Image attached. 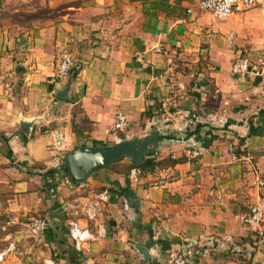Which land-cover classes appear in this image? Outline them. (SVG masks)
<instances>
[{"label":"crops","instance_id":"1","mask_svg":"<svg viewBox=\"0 0 264 264\" xmlns=\"http://www.w3.org/2000/svg\"><path fill=\"white\" fill-rule=\"evenodd\" d=\"M13 1L0 0V11L30 15L0 30V215L47 211L49 229L42 242L22 226L1 234L0 264L10 257L15 264H168V250L186 245L211 249L194 264H264V218L259 231L240 220L264 201L257 184L264 179V0L226 19L188 14L195 0H16L15 8ZM42 5L46 16L34 12ZM65 53L75 66L52 83ZM194 54L206 62L196 64L192 84L175 61ZM237 58H248L251 72L234 75ZM119 112L132 138L155 130L166 137L150 156L155 162L183 161L143 169L138 182L114 168L54 187L48 171L64 158L42 129L62 127L68 151L114 142L107 129ZM21 119L37 120L30 134ZM123 186L138 195V213L120 195ZM107 188L114 200L95 220L72 210ZM71 213L94 233L81 251L69 236ZM138 245L150 249L149 262Z\"/></svg>","mask_w":264,"mask_h":264},{"label":"built area","instance_id":"2","mask_svg":"<svg viewBox=\"0 0 264 264\" xmlns=\"http://www.w3.org/2000/svg\"><path fill=\"white\" fill-rule=\"evenodd\" d=\"M257 0H195L192 6L187 8L188 14L195 13H211L220 19L231 17L237 11L248 9L256 4ZM228 40L232 42L233 34H229ZM158 53L163 52L162 46L158 45L154 48ZM75 66L74 57L65 53L60 59L59 67L56 74L51 78L52 83H57L62 78L69 75ZM251 63L248 58H237L232 63V73L236 76H244L251 72ZM130 120L125 112H119L115 122L110 129H107V134H113V141L119 143L122 141L131 140L132 136L129 132ZM43 133L48 134L52 138L51 148L56 150L63 158L66 157L68 151V139L65 130L60 126L47 125L42 129ZM200 151L194 150L192 156L198 157ZM141 167H133L130 170L128 178L131 182H138L142 174ZM65 179V178H64ZM70 179V178H69ZM68 181L72 184L71 180ZM258 186H264V179L257 180ZM114 200V194L107 188L93 199H88L79 205H73L74 210L79 207L85 218L89 221L95 220L102 212L106 203ZM264 218V201H259L250 207V211L243 215L241 223L249 227L253 231H259L261 222ZM69 236L73 241L75 248L81 251L85 244L95 239L94 233L88 226H83L73 217V213L67 220ZM7 225L22 226L29 236L36 241L42 242L44 235L49 229V220L47 217L37 214L28 218L27 216H14ZM210 247L205 245H187L180 248H173L167 252L168 264H194L197 260L207 257L210 254ZM3 259V254H0V260Z\"/></svg>","mask_w":264,"mask_h":264},{"label":"water","instance_id":"3","mask_svg":"<svg viewBox=\"0 0 264 264\" xmlns=\"http://www.w3.org/2000/svg\"><path fill=\"white\" fill-rule=\"evenodd\" d=\"M58 94L66 97L67 90L63 89ZM36 121V119H21V128L27 134H30ZM165 138L164 135L155 130L144 136H136L131 140L122 141L107 147L79 145L66 153V161L70 170V180L73 185H80L100 169L108 168L126 158L133 163L134 167H141L145 164L146 158L153 155L162 145ZM123 197L128 206L138 213V195L128 192L124 193ZM137 249L143 256L144 261L149 262L151 259L150 249L143 245H138ZM81 264H88V261Z\"/></svg>","mask_w":264,"mask_h":264},{"label":"rangeland","instance_id":"4","mask_svg":"<svg viewBox=\"0 0 264 264\" xmlns=\"http://www.w3.org/2000/svg\"><path fill=\"white\" fill-rule=\"evenodd\" d=\"M21 1H18V3H20ZM16 0L13 1L11 3V6H13V8L16 7ZM15 6V7H14ZM3 4L2 2H0V8L3 9ZM11 8V7H10ZM13 8H11L10 10H13ZM0 11V30H3L4 31V28L3 27H8L10 25H16V23H28L27 21L29 20L28 16L30 15V13H25V11H19L18 14H15V13H10L9 9H5L6 11L2 10ZM22 10V8H21ZM37 14H41L42 16H46L47 13L49 14V11H48V8L45 6V5H42L40 6L36 11ZM206 13V12H205ZM195 14H199V13H195ZM5 20L7 21V23H3V21L5 22ZM9 20H17L16 22H14L13 24V21L11 23H8ZM176 59V58H175ZM203 61L206 62V58L205 59H201V56L199 55H196L194 54V56H191V55H182L180 56L179 58L176 59L175 61V66L177 65H181V67H178L180 68V72L185 75V79L184 81L187 83H192L194 84V81H192V79L194 78V72H196L197 69H195V66L196 64L198 65V67L200 66H203L201 65V62ZM194 63V70L192 68V71L190 70V64H193ZM176 68V67H175ZM194 80V79H193ZM106 143H108V145L112 146L114 144H116L115 142H112V141H107ZM100 145H103V144H100ZM123 161H125V163L121 162L115 166V168H120L121 170H124L127 168L128 164L131 162L129 159H124ZM40 169V168H39ZM103 170H106V169H103ZM46 189V190H45ZM43 189L44 191H48V188H45ZM3 189L0 187V193H2ZM1 207V206H0ZM39 213H42L44 214L45 216H47V211H41ZM37 213L36 212H29L28 215H26L28 218L32 217V216H35ZM10 216L9 215H0V235L3 234V233H8L9 231H13V230H18V226H13V225H7V227L3 228L4 225H6V222L9 220ZM48 218V216H47ZM28 240H30V238H28ZM27 240V242H29ZM4 242H8L7 240H5ZM30 244V243H29ZM34 245V243H32L30 246L28 245V247H26L25 251H24V256H29L27 254H30V251H32V249H30V247ZM16 261V260H15ZM15 261L13 259V257H10L9 258V261H6V262H3L2 264H15Z\"/></svg>","mask_w":264,"mask_h":264},{"label":"trees","instance_id":"5","mask_svg":"<svg viewBox=\"0 0 264 264\" xmlns=\"http://www.w3.org/2000/svg\"><path fill=\"white\" fill-rule=\"evenodd\" d=\"M75 114V113H74ZM80 145H88L86 142H84L83 144H80ZM8 146V145H7ZM79 146V145H78ZM89 146H94V147H107V146H110L108 145V143H103V145H99L98 143L96 142H93L92 145H89ZM77 147V146H76ZM8 154H11L10 153V149L8 150ZM181 161H183V158H165L159 162H155L154 158L148 156L146 158V162L143 166H141L142 169H149L151 167H155V166H165V165H175L177 163H180ZM117 164V163H116ZM116 164L108 167V168H105V169H114ZM134 167L133 163L130 162L127 166V168L125 169V171L128 173L130 172V170ZM104 169V168H103ZM49 173V176H51L52 178V181H53V186L55 187L59 182H61L64 178L66 177H69L70 178V170H69V166H68V163L66 161V157H64V162L60 165L59 168H56V169H51L48 171ZM96 174V173H95ZM95 174H93L92 176H94ZM133 193V191L130 189L129 186H123L120 190V195L124 194V193ZM37 214H40L42 216H45L44 214L42 213H37ZM36 214V215H37ZM47 217V216H45ZM165 247H167L168 245H164Z\"/></svg>","mask_w":264,"mask_h":264}]
</instances>
